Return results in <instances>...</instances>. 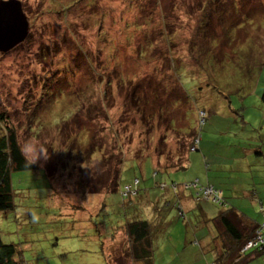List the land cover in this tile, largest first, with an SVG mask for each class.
<instances>
[{
    "label": "rangeland",
    "instance_id": "obj_1",
    "mask_svg": "<svg viewBox=\"0 0 264 264\" xmlns=\"http://www.w3.org/2000/svg\"><path fill=\"white\" fill-rule=\"evenodd\" d=\"M20 1L30 32L13 50L0 52V114L17 130L23 152L40 170L15 173V209L0 213L3 243L16 245L27 264L95 263L100 259L97 243H84L91 250L90 260L83 252H73L83 243L71 237L75 224L58 218L59 211L52 205L65 200L73 204V212L81 209L83 213L84 208L88 214L85 207L91 206L90 200L92 206L106 201L107 210L94 219L108 225L106 236L114 232L110 226L120 220L119 213L124 210L131 214L138 209L142 219H147L153 208L147 199L144 207L124 206L120 191L94 194L89 202V197L74 194L83 182L109 179L116 160L125 156L120 187L140 178V189H147L149 201L159 202L163 210L160 215L165 222L159 219L165 227H158L154 236L155 264H188L185 255L190 251L196 252L202 264L212 263L213 250L204 255L202 247L218 236V228L212 219L206 221L204 214L208 210L210 218L215 217L221 204L202 199L199 208L204 210H200L190 203L183 220L177 209L166 204L169 197V201L174 199V192L154 186L163 179L172 189L173 184L181 187L197 179L207 185L208 177L213 180L215 174L212 169L206 174L201 149L189 153L186 170L169 172H157L152 156L138 161L132 154L140 147L141 137L146 144L150 135V145L163 152V157L181 156V129H189L197 132L209 160L215 158L223 165L216 167L218 174L221 169L229 170L238 180L232 179L233 183L247 182L243 160L234 158L240 157L239 147L255 148L256 144L264 150V120L258 121L259 95L264 90V0ZM33 67L37 70L34 78ZM175 79L189 97L181 109L185 126L163 125L152 132L147 118L141 122L136 112L126 116V106L134 105L130 100L133 86L139 84L144 92L149 89L150 96L164 87L173 94ZM145 107L147 114L152 112L154 97ZM200 110L206 111L205 122ZM243 117L254 125L248 126ZM164 124H171L170 119H164ZM92 151L95 154L90 156ZM230 201L229 205L264 223V194L257 205L246 198ZM147 206L150 210L145 213ZM196 214L202 222L195 219ZM89 223L79 217L75 230L90 232ZM196 230L205 237L201 248L186 244L187 238L190 243L194 240ZM123 238L121 234V242ZM112 254V264L117 262L116 256L123 255L119 250V255ZM128 259L125 252L117 264H127ZM196 261L193 263H200Z\"/></svg>",
    "mask_w": 264,
    "mask_h": 264
},
{
    "label": "trees",
    "instance_id": "obj_2",
    "mask_svg": "<svg viewBox=\"0 0 264 264\" xmlns=\"http://www.w3.org/2000/svg\"><path fill=\"white\" fill-rule=\"evenodd\" d=\"M51 52V51H50ZM48 56L47 54H45ZM264 66V64H263ZM33 78L35 74L37 73L36 67L32 68ZM30 79V78H29ZM176 83V84H175ZM179 84V85H177ZM136 85V84H135ZM139 85V84H138ZM133 86L134 89L132 92V97L130 100H133V108L130 107V104L126 106V116L129 117L131 112H136V114H139L141 116V122H144L142 118L146 119L149 123H151V131L157 132L162 128L163 125L165 126H171L175 125L176 123H183V126H185V118L182 113V108L188 103L189 97L187 95V92L184 90L180 82L175 79V81L172 82L173 90L175 92L172 94L171 91L167 92V88L164 87L163 89L155 90L153 93V96L149 95L150 90L148 89L147 94L144 92L145 88L142 86ZM168 82V88L169 86ZM143 88V89H142ZM182 90L183 92L178 91V89ZM49 89H47L48 91ZM163 90V92H161ZM172 90V88H171ZM54 93V92H53ZM61 95L64 94L63 92H60ZM55 94V93H54ZM57 94V93H56ZM151 94V93H150ZM162 96H161V95ZM182 94V95H181ZM59 96V94H57ZM154 97V101L156 104V107L152 109V112L147 114V108L145 106L148 105L150 98ZM261 100V108L259 111L260 114L264 113V90L261 95H259ZM38 99V98H37ZM175 108H171V107ZM171 108V111H170ZM201 112H206L205 110H200L199 114ZM169 115H172L173 117L169 118ZM126 117V118H127ZM135 118V117H133ZM158 119L157 124H155V119ZM164 119H167L171 121V124L166 125L164 124ZM264 119H262L263 121ZM153 121V123H152ZM206 121V117L204 118V122ZM242 121L247 123L248 126H250V123L245 121V117H243ZM133 124L136 122L135 119H133ZM235 122H237V118H235ZM252 123V122H251ZM138 124H134V126H137ZM203 126V124H201ZM252 125V124H251ZM182 126V128H183ZM142 127V125H141ZM182 131V152L180 155L176 158H173L166 154L163 157V152H158V148L155 146L150 145L151 136H148V141L146 144H144V138L141 137L139 141L140 147L136 150L135 154H132L135 159L138 161L144 160V158L152 156L155 158L156 161V171L157 172H169L176 169H183L186 170L188 166V156L190 152H198L201 149V153L204 154V163L206 164V174L209 173L210 169H212V172H214V178L212 181L215 182L214 186L211 184L202 185L200 184V181L197 179L190 184L188 183L185 186H177L173 184L174 189L171 188V186L167 185L164 182V179L160 182L154 185L155 187H161L163 191L169 189L172 190L175 194L174 199L172 201L166 200V204L169 206V208H175L178 210V217L180 219L186 220L187 214L189 209L187 208V205L190 202L193 204H196V207L199 208V203L202 202V199L204 198L203 191L204 189L208 187H213L215 191L222 192V197L218 202H214L216 204H221V212L218 213V216L213 220L216 221V224L218 225V236H213L212 239H210L209 244L204 249L202 247L203 254L209 253L211 251L212 247H218L220 248L221 245L226 246L225 242H229L230 247H227L226 249H222L219 258H214V256L211 255L212 259L214 258V261L212 263L207 264H225L224 262H227L226 264H244V262L247 260V258L251 256H255L257 258H260L257 264H264V241L262 243L256 241L257 233L264 238V223H258L257 225L252 220L244 221V218H242V213L239 214V211L236 210L232 205H229L231 196L225 195L224 192L221 189V183L225 181V179L229 178L230 176H226L225 174L227 171H222L218 174L219 168L217 164L212 163L209 159L210 157L207 155L208 153H204V150L201 147V141L199 139V136L197 135L196 131H190L189 129H181ZM190 139V140H189ZM198 141V142H196ZM166 143V139L164 141V144ZM248 144V142H247ZM147 146V147H146ZM196 147V150L192 151L191 148ZM250 147H239V160L245 159L244 155V149L248 150ZM179 149V150H180ZM262 149V146H261ZM157 150V151H156ZM95 152L92 151L91 155H94ZM87 156H89V153H87ZM124 157L122 156L120 160H116L115 164L113 165L114 169L111 170V177L109 179H102L97 180V182H93L91 184L82 183V185L79 184L77 187V191L74 193L75 195H79L80 197L88 198V201L90 200V196H93L94 194H102V193H117L120 191L121 196L123 198V205L124 206H132L136 204L137 206L141 204L144 207V200H148V204L152 205L153 208L150 210L148 206L144 209L145 213H147V208L152 211V214H146L147 219H142V215L140 214V211L136 209L133 213L127 214L124 210L122 213H119L120 220H117L116 224H112L110 227L114 231L110 236L105 235V231L108 230V225L104 223H95L99 220H94L102 213L107 210V203L106 201H100L97 205L92 206L93 200H90L89 207H85L88 210V214L85 213V209L83 208V213L87 214L84 215L80 212H73L74 206L72 203L66 202L65 200H59V205L56 203L54 208H57V211H59L58 218L60 219H66L75 225L73 226L74 232L72 233L71 237H73L75 240L77 239L78 242L82 241L81 244H77V248L73 249L78 253L83 252L85 253V256L89 259L91 250L87 249L88 247L84 244L89 243H97L96 244V250L100 248V251H98V254L100 256V259H97L95 263H91L92 261H82V264H99L101 261V264H112L110 263V259L113 257V254H117V251L119 250L120 254L116 256L118 259L117 262L119 263L120 259L123 258L125 255V252L128 254V263L131 262L133 264H155V231L159 228H162L164 225L160 222L163 220L165 222V219H161L160 215L162 213V209L158 207L159 202H150L147 198L146 192L149 194V191L140 189L141 179L135 178L133 184L125 185L124 187H120V172H121V165L123 164ZM168 157L170 159H168ZM115 158V157H114ZM113 157L111 160H109L110 164L112 163ZM238 160L237 158H234ZM170 162L171 164H168ZM235 164V163H234ZM257 168H260L258 165ZM40 170L37 168V165L33 163L29 158L26 157L25 153L22 150V147L19 143V137L17 130L10 126L9 119L4 114H0V213H7L9 211H14L15 209V190L13 186V178L15 173L18 172H29V171H35ZM43 173L45 177H47V174L45 170H43ZM208 171V172H207ZM245 174H247V177L245 180L247 182L244 185H250L252 184V180L250 179L255 178V180L259 179L258 176H256L255 173L251 174L252 172L249 171V169L245 170ZM253 177V178H252ZM235 175L233 176V179ZM263 178V177H261ZM49 179V178H48ZM210 179L208 177L207 181ZM218 180V181H217ZM224 180V181H223ZM50 181V180H49ZM223 181V182H222ZM174 183V182H173ZM237 183V182H236ZM129 187V188H128ZM52 189V184L49 182V187ZM143 192V193H142ZM180 192V193H179ZM150 195V194H149ZM209 200V199H208ZM254 200H259V197L257 196ZM142 201V202H141ZM212 201V200H211ZM196 202V203H195ZM158 203V204H157ZM58 205V206H56ZM195 207V208H196ZM203 208H199L200 210ZM264 209V208H263ZM187 210V211H186ZM67 211V212H66ZM155 211V212H153ZM74 215H77L75 217ZM141 215V216H140ZM202 215V214H201ZM242 215V216H241ZM79 217H83L85 221L90 222L88 225V229H91L90 232H87L86 230H79L76 227V223L79 221ZM89 217V219H88ZM154 218L151 220V218ZM195 219L198 222H202L198 220L199 215H194ZM161 220H160V219ZM206 221H208L206 219ZM160 222V223H159ZM215 223V222H214ZM192 226V225H191ZM190 226V227H191ZM165 227V226H164ZM163 227V228H164ZM93 229L95 231H93ZM192 231V227L188 228ZM198 231V237H199V248H201V244L204 243L203 238L204 236L199 234ZM193 232L194 234L196 233ZM108 234V233H106ZM123 235V241H120V235ZM126 236V237H125ZM157 237V236H156ZM214 240V241H213ZM125 241V242H124ZM106 242H111L110 245H108ZM252 243L253 246L251 248L246 249L249 243ZM194 243V242H193ZM187 246L192 244L188 239H186ZM122 246V247H121ZM198 247V243L195 245ZM76 247V246H75ZM80 247V248H79ZM82 247V248H81ZM122 249V250H121ZM112 250V253L111 251ZM209 250V251H206ZM20 251L18 250L16 245L13 244H5L2 241L1 234H0V264H27L25 261H23V257L19 254ZM20 256V257H19ZM103 257V261H102ZM19 258V260H18ZM117 262L115 264H117ZM127 263V264H128ZM122 264H125V262H122ZM197 264H202L197 263Z\"/></svg>",
    "mask_w": 264,
    "mask_h": 264
},
{
    "label": "crops",
    "instance_id": "obj_3",
    "mask_svg": "<svg viewBox=\"0 0 264 264\" xmlns=\"http://www.w3.org/2000/svg\"><path fill=\"white\" fill-rule=\"evenodd\" d=\"M262 119H264V116L262 118V114H260V117L258 120L259 123L262 122ZM253 125H254L253 123H250V126H253ZM244 155H245V157H244L245 159H243V163L245 165L246 170L249 169V171L252 172L251 174L255 173L256 176L259 177V179L255 180V178L252 177L253 179H250V181L252 180V184H250V185H237L238 183L232 182L233 177H231V172L229 170H227L228 176H230V177L227 178L223 183H221V189L225 195L231 196V198H238V199H242V200L246 198V200H248L250 202H254L257 205V202L259 200L257 201L254 199L257 196L259 197V196H261V194H264V150H263V148L261 149V146L255 144V148L251 147L248 150L244 149ZM258 157H263V159H260ZM211 159H212V161H211L212 163L217 164L219 166V168H222L223 165H219L217 162V159H215V158H211ZM206 160L208 161L209 159H206ZM241 161H242V159H241ZM258 165L260 166V168H257ZM221 171H223V169H221ZM224 171H226V170H224ZM235 174H236V172H235ZM261 177H263V178H261ZM207 182H208V184H211L213 186L215 184V182L212 181V179H209ZM238 187H240V188H238ZM188 202L191 203L190 200ZM189 207H190V204L187 205V208H189ZM240 207L241 206H239V208ZM191 209H193V207H191ZM202 210H204V208H202ZM236 210L239 211V214L242 213V215H244V216L241 215L242 218L245 217L248 220H251V221L253 220L256 225L259 223L253 219L252 213H248V214L245 213L244 214V212H242L238 208H236ZM189 211H187V212H189ZM205 211H206L204 214L205 219H207L208 221L211 219L214 220L216 218V216H218V215H216L215 217L210 218L211 215L209 214L208 210H205ZM202 213H203V211H201V214ZM245 218H244V221H247ZM214 222H215V226L217 227L218 225L216 224V221H214ZM193 235H194V237H193L194 240L192 241V244H190V245L197 244V243L199 244L198 231H196L195 234L193 233ZM203 241L205 242L204 238H203ZM106 243L108 245L111 244V242H106ZM225 244L227 247H230L229 242H225ZM226 246L221 245L220 248L212 247V249H211V250H213L212 256H214V258L215 257L216 258L221 257L220 253H221L222 249L227 248ZM185 258H187V260H189L188 264H192L194 262V260H197L196 262H200V260H198V258H197L196 252L190 251V252L186 253ZM256 258L257 257H255L253 255V256L247 258V260L244 262V264H257L259 261H255L254 263H252V261L255 260ZM224 263L226 264L227 262H224ZM193 264H195V263H193Z\"/></svg>",
    "mask_w": 264,
    "mask_h": 264
},
{
    "label": "water",
    "instance_id": "obj_4",
    "mask_svg": "<svg viewBox=\"0 0 264 264\" xmlns=\"http://www.w3.org/2000/svg\"><path fill=\"white\" fill-rule=\"evenodd\" d=\"M30 32V22L20 0L0 1V52L7 53L23 43Z\"/></svg>",
    "mask_w": 264,
    "mask_h": 264
},
{
    "label": "built area",
    "instance_id": "obj_5",
    "mask_svg": "<svg viewBox=\"0 0 264 264\" xmlns=\"http://www.w3.org/2000/svg\"><path fill=\"white\" fill-rule=\"evenodd\" d=\"M201 117H202V122H204L205 113H201ZM196 142H198V141H196ZM191 150L192 151L196 150V147L191 148ZM203 195H204L205 199H209V200H212L214 202H218L222 197V192L215 191L213 187H208V188L204 189ZM256 241H258L260 243H262L264 241V238L259 234V232L257 233ZM252 246H253V244L250 242L248 244V246L246 247V249L251 248Z\"/></svg>",
    "mask_w": 264,
    "mask_h": 264
},
{
    "label": "clouds",
    "instance_id": "obj_6",
    "mask_svg": "<svg viewBox=\"0 0 264 264\" xmlns=\"http://www.w3.org/2000/svg\"><path fill=\"white\" fill-rule=\"evenodd\" d=\"M201 113H205V116H206V112H201Z\"/></svg>",
    "mask_w": 264,
    "mask_h": 264
}]
</instances>
